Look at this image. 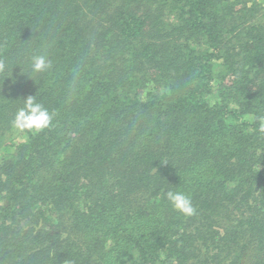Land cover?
<instances>
[{"label":"trees","instance_id":"trees-1","mask_svg":"<svg viewBox=\"0 0 264 264\" xmlns=\"http://www.w3.org/2000/svg\"><path fill=\"white\" fill-rule=\"evenodd\" d=\"M0 63V264H264V0H0Z\"/></svg>","mask_w":264,"mask_h":264},{"label":"clouds","instance_id":"clouds-1","mask_svg":"<svg viewBox=\"0 0 264 264\" xmlns=\"http://www.w3.org/2000/svg\"><path fill=\"white\" fill-rule=\"evenodd\" d=\"M51 66V60L45 55H35L31 58V71L33 74L46 72ZM2 69L3 64L0 63V70ZM52 119L53 115L41 103L37 102L36 96L29 95L22 100V107L17 110L13 125L20 131L40 132L51 125ZM260 131L264 132V123L261 124ZM165 198L173 210L184 216L190 217L196 212L191 198L181 191L168 190L165 193Z\"/></svg>","mask_w":264,"mask_h":264},{"label":"rangeland","instance_id":"rangeland-1","mask_svg":"<svg viewBox=\"0 0 264 264\" xmlns=\"http://www.w3.org/2000/svg\"><path fill=\"white\" fill-rule=\"evenodd\" d=\"M16 130H17L16 128L13 129V134H11V137L10 138H12V141H13V138L15 137V134H17V131Z\"/></svg>","mask_w":264,"mask_h":264}]
</instances>
